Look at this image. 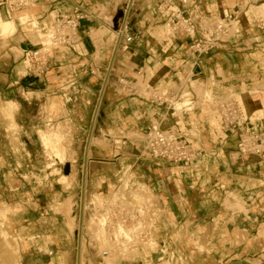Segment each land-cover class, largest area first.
Instances as JSON below:
<instances>
[{
    "label": "rangeland",
    "instance_id": "obj_1",
    "mask_svg": "<svg viewBox=\"0 0 264 264\" xmlns=\"http://www.w3.org/2000/svg\"><path fill=\"white\" fill-rule=\"evenodd\" d=\"M82 1L85 2L90 11L99 14L104 20L107 21V19H111V0ZM233 1L224 4L221 0L219 5L223 6L224 9H230L234 5ZM35 10L38 11V7L32 12ZM139 14L143 16L147 13H135L133 23H135L137 27H139L141 21L144 20V18L137 17L140 16ZM27 15V12L15 14V16L11 15L13 19L15 18L18 30L15 31V33H17H14V37H11L14 34L4 36L0 33V66H10L12 60H10L8 54L16 57H12L13 60H16V63H13V67L17 66L22 69L26 66L27 60L23 56V51L27 47H31L34 44L36 45L38 42L37 34L34 32V29L30 26H20V18L26 19ZM150 16L151 13L149 12L146 17L149 19ZM25 19L22 22H24ZM93 24L90 25L91 27L89 28L92 32L102 28V24H99V22L96 26ZM150 27V33L158 38L160 42H162L163 39L168 38L169 32L165 31V25L163 23L153 22ZM147 28H149L148 24L145 29ZM104 32H106V30L102 28L100 32L95 35H101V33ZM8 37L11 38L5 40V38ZM103 37L104 41L100 40L97 42L98 48L104 47V45L106 47L111 46L112 48V42L108 40L110 38L109 31L108 34H104ZM98 39L101 38L98 36ZM260 40L261 46H251V40H247L246 42L250 49L246 50L245 53L228 51L231 53L229 59L224 60L222 53L218 54L216 61L214 62V67L217 68V71H211L212 73L209 79L210 86L207 89L210 93L212 91L213 94H215L218 90L217 88L227 91L226 88L229 87L228 89H231V91L238 94L239 99L245 105L249 114L255 116L256 113H259L257 119L254 118L252 121H259L257 126L264 128V123L262 122L264 117V88L261 87L264 85V46L262 45L264 37H261ZM170 42L171 41L162 42V44H164V51L165 49L170 48ZM174 44H179L177 45L178 47L175 48V52L173 54L166 52L167 54L162 57L156 68L159 67L162 71L166 72L172 68L178 67L182 63L181 59L188 47V43L187 41H184L180 43L174 42ZM173 47L174 46L172 45V48ZM125 55L128 56V54ZM96 59H100L99 51ZM121 63H126V61L123 59L118 60L114 66L116 72L119 76H121L122 73L128 75L130 72L123 71ZM107 64L108 62L105 63L104 68H106ZM227 69H229V72H227ZM237 71H240L238 75ZM228 73H230V75ZM135 75L138 77V80L136 81H138L140 86H144L148 81L147 80L142 84L141 81L143 78L141 75ZM115 81V77L110 78L111 84L116 85ZM167 82H169V80H165V77H163V81H159L155 84L153 79L149 83L153 86L154 84L162 85ZM133 86L135 85H132V87ZM196 87L198 88V91H196L198 94V101H201L205 92H203L201 87L199 89L198 86H195V90ZM116 89L120 93H128L129 91V89H124L123 87L120 88L118 85H116ZM19 95L20 96H18L17 99L25 101L26 99H31L33 94L22 91ZM210 97H212V93L210 94ZM49 98L60 100V97L57 94H53ZM7 101V99L4 100L0 98V106L4 105ZM203 108L204 112H202V114L197 113L199 110H196L191 114L195 125V120H198V117H203L202 115L207 112V105H204ZM16 112L18 113V109L14 113L15 116ZM211 120L213 121V124H216L213 118H211ZM8 123L9 120L6 119L0 111V264H81L82 262L83 264H104L107 258L102 257L101 253L105 247L102 246V250L101 248L96 247L99 248V250L95 249L96 251L94 252L90 251L88 245L85 243V238L83 237L85 234V232L83 233L85 225H83L82 222L79 223V227H77L79 222L78 218L74 215L72 216V210H75V207L78 205L82 196L80 181L83 177V172H81L83 169H76L74 167V170L69 168V170L66 171L65 165L68 160L72 162L74 161L73 154L75 148L83 147L85 144L88 151L97 147L101 149L103 153L108 155L114 151L119 152L120 150L116 147H123V149H125L124 146H122L121 139L118 138L121 136L119 129L107 131L102 130L100 134H94L93 131L90 130L85 139V144L81 143L84 144L81 145L76 144V142L71 140L70 128H65L62 124L57 122L51 125L42 123L34 126L28 125L27 122L22 125L16 123V127L12 126L11 131L7 128ZM158 123L154 124V126H158ZM58 125L63 130L62 133L64 135V140H61L62 138L60 136L59 138L61 139H59V143H55L51 138L49 140L43 137V135L48 136V134H52L49 129L51 127L54 129ZM164 125H171V123L167 122ZM208 127L209 131L212 133L213 131L215 132L218 139H216L217 137L215 139L204 138L202 142L198 141L199 146L201 145L200 147H202V149L215 154L213 155V159H215L216 164H220V162L231 164L233 169H236V171L234 170L235 172H231L232 174L235 173L234 176L237 173H239L237 174L238 176L241 175V172L243 174L246 167L249 165L245 164V158L237 152L236 143L225 144V141L221 139L219 133L215 131V127L213 125L211 127L208 125ZM38 130H41L40 134H38ZM147 131L130 130L129 132H126L122 130V136H126L134 142L135 139L143 140ZM58 133L61 135L60 132ZM105 134H111L113 136V142L108 144L98 143V141L101 140L100 136ZM45 140H47V142L49 140L52 143L46 142L47 144H45ZM114 141L116 143H114ZM129 145L130 148L135 150L132 144ZM51 146L55 149L52 150V152L50 149H53V147ZM62 147L65 151L66 157L65 162H63L64 156H60L63 163L59 161V157L55 156V151H60L61 153ZM222 150L228 152L226 159L220 157ZM50 154L52 155V158L55 159L53 161V163H55L52 164L53 166L49 165V161L52 159ZM49 158L51 159L49 160ZM104 162H107V164H98V167H93V164H89V170L86 167L85 174H88L89 189L86 188L85 183L83 186V200L88 198H85L86 191L90 192L88 195L90 198H93L92 196L97 192L103 193L111 191V184L114 182V178H116L114 174L116 171L118 172V170H116L114 165L108 164L109 161ZM153 162L155 163L154 169H157V162ZM139 163V166L141 167L143 161H140ZM123 164L131 163L125 161ZM104 169L105 171H102ZM107 169H109V171ZM258 170L264 173L260 167H258ZM125 174H127L126 171ZM243 176L244 178L241 182L243 186L242 189L255 191L253 196L252 194L243 195V193L238 191L241 187L236 186L234 180L232 181V179L236 177H226V174L221 172H218L217 175L214 176L212 186L210 187V192H212L213 197L210 198L212 201L208 200L218 214L224 215V213L230 211L239 212L246 217L249 216L250 218H255L259 213H264V175H256L253 177L247 173L243 174ZM252 186L255 187V190H253L254 188H250ZM154 190L161 192L163 191V188L158 187V190L157 188ZM249 197L250 200H247ZM164 211L165 214L163 215L162 225L156 229L157 241L160 244H165L168 249L163 260L160 259L162 254H151L149 251H135L132 252L131 256L127 257H122L116 252L117 254L114 253L117 256L114 264H145V262L143 263V260L146 258V255H148V258L146 259L150 262L149 264H173L169 255L172 251H175V249L178 250V254H175L178 258L176 264H264L263 220L259 223L255 222V228H252V235L248 236L245 234L240 236L239 241L245 243L244 250L234 253H226L221 251V245L226 240V237L210 234L212 229H209L205 233V228L203 227L198 230L197 234H189L187 231L188 227L185 223L180 225L182 227H175V223L168 217L166 207ZM217 224L218 222L215 225L217 227L216 230L220 229ZM89 225L90 229L88 228ZM91 227L92 222H88L86 228L90 231L92 229ZM255 231L256 234H253ZM229 240L230 243L236 245L237 241L235 237H231ZM255 240L259 243L256 247V249H260L259 251H252L248 248L255 242ZM45 246L53 248L58 247L62 250V253L60 254L63 255L62 258H50L47 255V251L50 252V248H46ZM80 246L84 247L83 252L81 251ZM78 254H80V256ZM81 257L83 259L85 258L84 261L81 260Z\"/></svg>",
    "mask_w": 264,
    "mask_h": 264
},
{
    "label": "built area",
    "instance_id": "obj_2",
    "mask_svg": "<svg viewBox=\"0 0 264 264\" xmlns=\"http://www.w3.org/2000/svg\"><path fill=\"white\" fill-rule=\"evenodd\" d=\"M43 1L0 0V10L15 16L39 7ZM55 1L56 4H51L49 9L38 13L35 24L31 22L38 42L23 51V56L27 60L25 68L39 76L46 73L47 65L55 55H65L67 52L82 55L80 29L84 21L104 22L121 35L116 53L113 43L112 48L108 46L111 50V60L105 68V76L113 59L109 81L111 77H115L116 85L124 89H132L133 78L126 73L119 76L114 66L119 59L130 60L132 44L144 37L142 31L134 29L136 25L133 23V17L136 12L147 14L150 12L151 23L169 25L171 33L162 42L188 43L181 59L182 63L170 70L169 82L153 85L148 92L149 100L166 110V114L171 118V125H152L143 141L135 139L133 142L126 136H119L122 146L132 144L136 153L133 156L122 154L123 147H116L120 151L113 159L121 157V162L118 163L119 175L116 174L117 184L111 191L101 196L103 200L99 203L84 200V205L88 204L84 215L86 219H91L92 216L100 224L103 223L112 241L124 239L127 241L128 252L159 253L162 254L160 259L163 260L168 249L165 244L157 241L156 229L162 225L165 214L164 199L159 191L149 185H142L137 174V164L149 160L157 164L187 167L201 162L208 152L199 146L201 127L189 120L192 113L196 110H199L197 113L204 112L203 106L207 105L205 114L215 120L214 129L221 139L225 142L229 138L235 139L237 152L245 158V164L254 163L264 171V128L253 126L251 115L238 94L228 87L227 91L217 88L215 94L211 91L212 99L202 97L203 99L198 101L195 90V86L201 85L199 87H202L204 92L210 86L198 76L197 69L202 58L222 50L245 53L250 49L247 40H251V46H261L260 38L264 37V0H234V5L230 9L220 6L221 0H111L112 24L90 11L82 0ZM140 17L143 18L142 15ZM29 24L30 21L28 26ZM150 36L159 41L152 34ZM123 71L126 70L123 68ZM144 71V67H139L135 73L141 75L145 73ZM91 73L95 74L93 71ZM105 76L102 78L103 84ZM209 126L211 127L210 124ZM184 128H187V131ZM125 161L131 164H123ZM125 171L129 179L124 183L122 177L126 176ZM120 185L122 194L112 195ZM80 200L73 210L76 218L81 214ZM119 228L133 230L135 236L131 239L125 236L118 238L114 231ZM87 245L90 251H96L97 241L89 235ZM48 254L52 255V251ZM108 254L105 249L101 256L105 257ZM175 254H178L177 249L169 255L173 264H176L178 259ZM146 258L143 263L149 264Z\"/></svg>",
    "mask_w": 264,
    "mask_h": 264
},
{
    "label": "crops",
    "instance_id": "obj_3",
    "mask_svg": "<svg viewBox=\"0 0 264 264\" xmlns=\"http://www.w3.org/2000/svg\"><path fill=\"white\" fill-rule=\"evenodd\" d=\"M51 4H56V1L44 0L39 5L37 13L46 11ZM145 15L147 16V14ZM145 15L142 16L144 20L141 21L139 27L134 26V29L144 33V37L132 44L129 53L130 60L123 63L124 70L130 72L128 76L133 78V84L135 85L128 93H120L116 89L115 84L109 83V73L113 63L109 66L105 76L106 69L104 66L105 63L111 60V50L108 46L106 47L104 45V47L98 48L97 45L98 41L103 40L104 34H108L103 22H99V24H102V28L106 30V32L101 33V35H95L98 34L102 28L94 30L93 32L89 28L93 23L95 26L98 25V22L84 21L80 29L82 41L80 50L82 55L68 52L65 53V55H55V57L49 61L46 73L41 76L27 70L25 67L22 69L17 66L13 67V63H16V60H13V58L16 57L8 54L10 60H12L10 66H0V98L8 100L4 105L0 106V111L3 116L9 120L8 124L16 127L17 124L22 125L26 122L28 125L33 126L42 123L51 125L57 122L62 124L65 128H70V138L76 142V144H85V139L90 130H92L94 134H100L102 130L119 129V133L122 136V130L126 132L130 130L147 131L152 125L158 122L171 123V118L166 114V110L163 107L153 104L149 100L148 92L152 87L149 82L154 79L156 84L159 81H163V77H165V80H169L171 71L168 70L164 72L159 67H156L162 57L167 54L166 52L173 54L175 48H177L179 44L170 42V48L164 51V44H162L160 40L157 41L151 38L149 30L151 29L150 25L152 23ZM20 19L23 21L25 18ZM147 24L149 28L145 29ZM16 30L17 26L15 21V31ZM15 31L12 33H2L1 35L9 36L14 34ZM15 34L11 37H14ZM98 36L101 39H98ZM11 37L5 38V40ZM172 45L174 46L173 48ZM98 51L99 60L96 59ZM221 53L224 60L230 58L231 53L222 50L201 59L197 72L199 73V79L204 83L209 84L211 73L217 71V68L214 67V62L216 61L217 55ZM139 67H144L145 70V73L141 74L143 78L141 81L142 84L148 80L144 86L138 85V81H136L138 77H136L135 71ZM227 70V72H229V69ZM92 71L95 74H92ZM239 73L240 71H237V75ZM228 74L230 75V73ZM104 76L105 81L103 84L102 78ZM136 86H138V88ZM22 91L33 94L31 99H26L25 101L17 99ZM53 94H57L60 100L49 98ZM69 98H71V100H69ZM17 109L18 113L16 112L15 116L14 113ZM258 114L259 113H256L255 116L250 114L251 121L254 120V118L257 119ZM202 116L203 117H198V120H195L196 125L201 127L200 141L202 142L204 138L215 139L217 137L215 132L213 131L212 133L208 129L209 124L214 126L211 117H207L205 113ZM189 120L193 121L191 116ZM252 122L254 126H257L259 121ZM49 130H51L50 132H60L61 140H64L63 130L59 125L54 129L51 127ZM184 130L187 131V128H184ZM40 131L41 130H38V134H40ZM216 139H218V137ZM229 143H236V140L229 138L225 144L228 145ZM129 144L130 143L124 146L125 149L121 153L133 156L136 151L130 148ZM117 152L114 151L108 155L103 153L101 149L94 147L88 155L87 146L85 144L83 147L75 148L73 154L74 161L68 160L65 166L68 165L71 170H74V167L76 169L82 168L83 171L81 172H83V177L80 181L81 187L83 189L86 183L88 188V174H85L86 167L88 168L89 164H93V167H98V164H107V162L104 161H109L108 164L114 165L116 170H118V162H120L121 159H113ZM61 155L62 157L64 156L63 162H65L66 157L63 147L61 148ZM213 155L215 154L209 152L201 162L187 167L172 164H157L158 168L154 169L155 163L153 161L144 160L141 164L142 168L139 166L140 163L138 164L137 174L142 184L146 186L149 185L154 189L157 188V190L158 187L163 188V191L159 193L165 200L164 203L166 211L168 212V217L175 223V227H182L180 225L185 223L188 227V233H192V235L197 234L198 230L202 227L205 228V233L209 229H212L210 234L226 237V240L224 239L225 241L221 245L222 252H239L240 250H244L243 248L245 246L243 241H239L240 236L245 234L248 236L252 235L255 222L259 223L262 220L264 221V213H259L255 218L246 217L239 212L230 211H227L224 215L218 214L215 208L211 206V202L209 203V200H211L210 198L213 197L212 192H210V187L212 186L214 176H216L218 172H221L225 173L226 177H236L232 179V181L234 180V184L241 187L238 191L243 193V195L252 194L253 196L255 191L242 189L243 186L241 182L244 178L243 174L248 173L253 177L256 175L262 176L264 174L258 170V166L253 163L246 167L243 174L242 172L240 173L241 175L239 176L241 177L237 175L239 173L234 176L236 169H233L231 164L225 162L216 164ZM88 156L90 157L89 159L87 158ZM61 160L62 159L59 161L62 162ZM107 170L109 171V169ZM102 171H105V169ZM232 171H234V174L231 173ZM116 174L117 171L114 175L116 176ZM250 188H254L253 190H255L253 186ZM250 197L247 200H250ZM217 222V226L219 225L218 228H220L218 230H216L217 227L215 226ZM253 234H256V231ZM231 237H235L237 241L236 245L230 243L229 238ZM258 245L259 243L255 240L248 248L252 251H259L260 249H256ZM45 247L50 248L49 251H52V255H49L47 251V255L50 258H62L63 255H60L62 250L58 247Z\"/></svg>",
    "mask_w": 264,
    "mask_h": 264
},
{
    "label": "bare ground",
    "instance_id": "obj_4",
    "mask_svg": "<svg viewBox=\"0 0 264 264\" xmlns=\"http://www.w3.org/2000/svg\"><path fill=\"white\" fill-rule=\"evenodd\" d=\"M230 1L232 2L233 0H222V3H230ZM234 2V1H233ZM33 9V8H32ZM34 9H37V7L36 8H34ZM33 9V10H34ZM33 10H31V9H29L28 11L26 10V11H24V12H27L28 13V15H27V18L25 19V21L24 22H22V21H20V26H27V27H31L32 25H31V22H33V24H35V17L38 15V13L36 12L37 10H35L34 12L36 13H34V12H32ZM111 17V16H110ZM104 19V18H103ZM111 19H112V17H111ZM108 20L107 19V23H110V24H112L113 23V20ZM30 21V24H29V26H28V22ZM104 23V22H103ZM104 25L106 26V29L109 31V33H110V38L108 39L109 41H111L112 43H113V46H114V53H116V50H117V48H118V44H119V42H120V39H121V35L117 32V30H114L112 27H110V26H108V25H106L105 23H104ZM32 28V27H31ZM33 29V28H32ZM15 31V21H14V19H13V17H11V15L10 14H8V13H6L5 11H3V10H1L0 11V33L2 34V33H9V32H14ZM165 31L166 32H169V34L171 33V29H170V27H169V25H165ZM262 45L264 46V42L262 43ZM27 62V61H26ZM114 62V60L112 59V62L111 63H113ZM109 68V67H108ZM105 81V80H104ZM106 81H107V77H106ZM140 83V82H139ZM134 85V84H133ZM139 85V84H138ZM137 88H138V86H136ZM199 87V86H198ZM261 87H263L264 88V85H262ZM202 88V87H201ZM103 89V88H102ZM199 89H200V87H199ZM196 91H198V88L196 87ZM205 92V94H204V97H205V95H206V97H205V99L207 98V99H212V97H210V92L207 90V91H204ZM200 94V93H199ZM202 96V95H201ZM186 101H187V99H185ZM215 121V120H214ZM263 123H264V117H263V121H262ZM158 124H160L161 126H166V125H164L165 123H158ZM159 126V125H158ZM7 128L11 131V129H12V125L11 124H8L7 125ZM61 135L58 133V132H52V134L50 133V135L48 134V136L47 135H43V137L45 138V139H49L50 140V138H51V140H54V142L55 143H59V139H61V138H59ZM91 136V135H90ZM101 137V140H99L98 141V143H100V144H108V143H110V142H112V138H113V136L111 135V134H105V135H101L100 136ZM43 138V139H44ZM92 139V138H91ZM48 140V142H51V141H49ZM93 140V139H92ZM144 140V139H143ZM143 140H141V141H143ZM93 141H95V140H93ZM97 141V140H96ZM101 141V142H100ZM47 142V140H45V144H47L46 143ZM52 143V142H51ZM55 143H54V145H55ZM92 143H94V142H92ZM97 143V144H98ZM89 144V143H88ZM49 145H50V143H49ZM90 145H91V142H90ZM103 146V145H102ZM109 146V145H108ZM51 147H53V146H51ZM50 148V147H49ZM51 150V152H52V150H55L54 149V147H53V149H50ZM56 153V155L55 156H57V157H59V159H60V156H61V153H60V151H55ZM54 153V152H53ZM52 153V155L54 156V154ZM87 153H88V155H89V153H91V150H87ZM52 155H51V158H52ZM54 156V157H55ZM228 156V152L226 151V150H222V152H221V154H220V157H222V158H225L226 159V157ZM50 157V156H49ZM50 158V159H51ZM88 159L90 158L89 156L87 157ZM118 159H121V157H119ZM55 159L54 158H52L50 161H49V165H52V164H54L53 163V161H54ZM117 160V159H116ZM53 166V165H52ZM130 168H131V166H129ZM128 169V168H127ZM120 170V169H119ZM119 170H118V172H117V175H119ZM117 175H116V178H115V180H114V182L111 184V189L117 184ZM126 176H124V177H122V178H120V179H122L123 180V182L125 183V180L126 179H129V175L128 174H125ZM124 185V184H123ZM143 185V184H142ZM125 186V185H124ZM85 188V187H84ZM86 188H87V185H86ZM90 191V190H89ZM96 192V191H95ZM106 193H108V191L107 192H103V193H96L95 195H93L92 197L93 198H90V196H88L89 194H90V192H88V191H86V193H85V198L86 197H88L85 201H90V202H92V203H99V202H101L102 200H103V198L101 197V196H104ZM120 194H122V185H120L119 187H117V189L115 190V192L114 193H112V195H116V196H118V195H120ZM81 200H80V207H81V214H80V217L78 218V226L77 227H79V223H82L83 222V225H85V228H84V230H83V233L85 232V234L83 235V237L85 238V243L87 244V242H88V235H89V237H91L93 240H96L97 241V247H99V248H101V250L103 249L102 248V246H104L105 247V249L109 252V254L107 255V256H105L107 259H106V261H105V263L104 264H114L115 263V259H116V254L118 253V255H121L122 257H127V256H131L132 255V253L131 252H128V250H127V244H126V240H124V239H121V240H119L118 242H116V241H112L110 238V234H109V232L107 231V229L105 228V226L103 225V223H101L100 224V222H98V221H96L95 219H94V217H92L91 216V219H89V218H87L86 219V217L84 216L85 215V210L88 208V204H85L84 205V203H85V201L83 200V189H82V192H81ZM84 198V199H85ZM238 204V203H237ZM239 205V204H238ZM94 211V209H92V212ZM75 216V214H74V212H73V210H72V216ZM76 217V216H75ZM73 221V220H72ZM88 222H92V229L89 231V227H90V225L88 226V228H86V224L88 223ZM72 228V227H71ZM82 228V227H81ZM75 229V228H74ZM82 230V229H81ZM81 230H80V233H81ZM261 232V231H260ZM262 232H263V230H262ZM114 234L119 238L120 236H125V237H127V239H131V238H133L134 236H135V233L133 232V230H130V231H128V230H125V229H123V228H119V229H117V230H115L114 231ZM263 234V233H262ZM82 235V234H81ZM81 235H80V237H81ZM264 237V236H263ZM82 244V243H81ZM84 244V243H83ZM81 247V246H80ZM83 247V246H82ZM82 247H81V251L83 252L84 251V247H83V249H82ZM99 248H96L97 250H99ZM105 249H103V250H105ZM100 250V251H101ZM103 250H102V252H103ZM155 250V249H154ZM99 251V252H100ZM79 252V251H78ZM81 252V253H82ZM117 252V253H116ZM114 253H116V254H114ZM79 256H80V254H78ZM145 256V255H144ZM146 256H148V255H146ZM79 258V257H78ZM85 259V258H84ZM84 259L81 257V260H83L84 261ZM77 262H79V261H77ZM82 262V261H81ZM78 264V263H77ZM81 264H83V262L81 263Z\"/></svg>",
    "mask_w": 264,
    "mask_h": 264
},
{
    "label": "water",
    "instance_id": "obj_5",
    "mask_svg": "<svg viewBox=\"0 0 264 264\" xmlns=\"http://www.w3.org/2000/svg\"><path fill=\"white\" fill-rule=\"evenodd\" d=\"M69 170V167H68V165L66 166V171H68Z\"/></svg>",
    "mask_w": 264,
    "mask_h": 264
}]
</instances>
